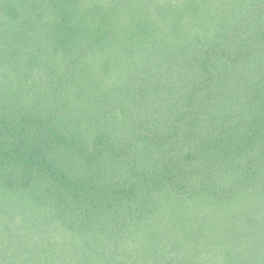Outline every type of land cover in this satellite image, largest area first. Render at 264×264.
Masks as SVG:
<instances>
[{
  "label": "trees",
  "instance_id": "1",
  "mask_svg": "<svg viewBox=\"0 0 264 264\" xmlns=\"http://www.w3.org/2000/svg\"><path fill=\"white\" fill-rule=\"evenodd\" d=\"M0 264H264V0H0Z\"/></svg>",
  "mask_w": 264,
  "mask_h": 264
}]
</instances>
